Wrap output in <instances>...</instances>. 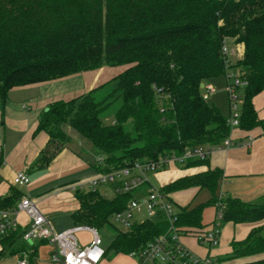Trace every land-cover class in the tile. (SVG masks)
Wrapping results in <instances>:
<instances>
[{"label":"trees","instance_id":"trees-1","mask_svg":"<svg viewBox=\"0 0 264 264\" xmlns=\"http://www.w3.org/2000/svg\"><path fill=\"white\" fill-rule=\"evenodd\" d=\"M242 45L243 53L229 64L222 46ZM103 67L123 68L113 80L68 101H55L41 113L36 133L47 144L40 152L45 169L61 152L68 125L102 153L98 173L131 168L134 163L180 156L187 148L217 146L230 135L227 118L202 99L200 85L234 77L244 85L238 108V127L264 131L253 100L264 92V0H0V107L13 88L68 78ZM113 83L101 99L94 96ZM210 97V96H209ZM112 121L104 116L113 103ZM188 160L182 168L205 165ZM222 173L207 170L181 177L159 190L168 196L187 189L206 190L209 198L194 208L177 207L174 225L182 231L203 228L205 208H221V226L256 225L264 220V197L257 204L237 198L218 199ZM13 187H15L13 185ZM133 192L102 198L98 190H74V225L97 230L111 226ZM19 192L0 198V210L16 206ZM167 229L163 218L132 223L117 230L106 254L128 255ZM18 228L0 239V261L22 251L31 255L46 241L30 248L20 241ZM228 260L264 264V226L253 227L246 238L230 242ZM8 254V255H7ZM255 257H258L255 259Z\"/></svg>","mask_w":264,"mask_h":264},{"label":"crops","instance_id":"crops-1","mask_svg":"<svg viewBox=\"0 0 264 264\" xmlns=\"http://www.w3.org/2000/svg\"><path fill=\"white\" fill-rule=\"evenodd\" d=\"M237 49L238 56L242 55L243 47ZM122 71L123 68L103 67L95 71L84 72L85 77L79 78L81 87L72 88L68 92L63 91L60 84L77 78L79 74L61 80L13 88L8 92L4 106L0 107V198L8 196L12 189H16L19 192L16 204L21 198H29L54 232H62L74 225L71 214L78 205L74 197L67 195L65 191L72 190L74 184L89 181L98 174L95 167L96 161L92 156L93 147L71 127L63 125L61 129L67 140L61 152L45 169L39 168L40 152L46 146L48 138L42 132H35L38 119L50 103L59 100L68 101L86 94L113 80ZM216 79L211 80L209 85ZM253 105L258 119H264V92L255 97ZM229 137L234 143L246 141L248 146L214 152L208 157L205 165L188 169H177V166L167 168L151 175L149 183L160 188L181 177L219 169L222 176L217 195H221L222 198H237L247 204L259 203L264 197V131L260 127L248 132L235 128L231 129ZM21 171L26 172L29 184L24 188L13 187V177ZM108 188L111 190L110 187ZM198 192L197 188L187 189L170 194V198L175 205L182 206L189 199L185 194H197ZM14 208L15 206L6 211L12 212ZM13 216L17 219L19 228L24 230L28 223L26 217L22 214ZM213 216L212 206L204 209L202 214L204 227H208ZM258 225L264 226V220L256 225L227 223L225 226H227L228 235L222 236L223 226L219 242H226L230 245L231 241L244 240L249 231ZM79 237L84 241L89 240L86 233H81ZM182 242L194 254L206 255V251L191 238L184 237ZM191 243L193 247L189 246ZM1 249H7L6 245H0ZM44 252L47 253L45 261L44 255L43 258L41 257ZM51 252L52 248L45 243L36 248L30 258L40 256L41 264H51ZM20 253L14 256L17 257ZM209 254L215 257L221 256L219 248L210 251ZM109 255L106 254L99 264H137L127 255ZM259 257H264V254ZM245 260L248 259L231 260L227 264H238Z\"/></svg>","mask_w":264,"mask_h":264},{"label":"built area","instance_id":"built-area-1","mask_svg":"<svg viewBox=\"0 0 264 264\" xmlns=\"http://www.w3.org/2000/svg\"><path fill=\"white\" fill-rule=\"evenodd\" d=\"M221 52L226 61L238 54V49H229L222 46ZM231 87L227 85L231 115L227 118L230 130L238 127L239 112L236 105L234 87L244 84L236 77L231 81ZM202 99L207 101L213 93L211 85H202ZM248 142H232L230 137L224 139L217 146H197L187 148L180 156L159 157L154 161L143 163L136 162L131 168H121L108 173H98L94 178L86 182H78L72 186V190H95L98 187L108 186L113 195L133 192V197L126 204L123 211L115 213L110 218V223L125 231L135 220L141 216V221L163 218L167 221V229L152 241L146 243L127 256L134 259L137 264H216L209 254L219 245L222 230V210L214 208V216L208 227L199 230L182 231L174 225L177 210L168 196L160 192L158 187L149 183V177L167 168L183 165L188 160L207 159L217 151H226L233 147H246ZM97 164L102 163L99 158ZM12 184L17 187L29 184V178L25 171L15 174ZM222 196L218 195V199ZM22 214L28 223L21 235V242L31 247L36 241H46L52 248L50 260L59 264H99L104 258V249L98 230L84 225H73L62 231L54 232L47 223L45 217L37 209L29 198H21L12 212L0 210V239L19 228V223L13 215ZM86 233L88 241L82 240L79 235ZM184 237L191 238L200 248L206 251V255L198 256L191 252L182 242ZM31 250L23 251L17 255L16 264H29Z\"/></svg>","mask_w":264,"mask_h":264},{"label":"rangeland","instance_id":"rangeland-1","mask_svg":"<svg viewBox=\"0 0 264 264\" xmlns=\"http://www.w3.org/2000/svg\"><path fill=\"white\" fill-rule=\"evenodd\" d=\"M235 47L239 48V47H242V45H236V46L233 45V46H230L229 49H234ZM241 56L242 55L238 56V54H236V56H234V57L232 56L231 58H229V64L230 63L234 64V62L236 60L240 59ZM83 74L84 73L79 74V76L77 78H73L71 80H66L65 82H62L60 84V88L63 91L68 92V91H71L70 89H72V88L76 89V88L81 87L80 79H81V77H85L84 76L85 74L84 75ZM211 86L213 88V93L210 95L208 103L212 104L214 107H216L224 117L229 118V116L232 113H231V109H230L229 95L227 93L226 79L224 77H220V78L216 79L215 81H213L211 83ZM113 87H114V84L109 83L105 87L101 88L94 96L96 97V99L99 100V99L103 98L105 95H107L113 89ZM241 96H242L241 90H237L235 92L237 108H239V106H240ZM118 107H119V102L113 103V105L109 108V110L106 112V114L103 118L104 123L108 124L112 121L113 114ZM233 129H235V128H233ZM92 149H93V151H92L93 159L95 161H97L99 159V157L102 156V153L95 148H92ZM176 168L182 169V166L177 165ZM19 188H24V186L19 187ZM97 190H98L99 195L104 199H109L113 196V193L111 192V190L108 187H98ZM65 192L67 193V195L70 194L72 197H74V191L73 190H66ZM185 195L188 196L189 199H187V201L185 202L186 203L185 205H182L179 207L194 208L196 206L204 204L207 201V197H208V193L206 190H201L197 194H185ZM177 209H178L177 207H174V210H177ZM135 220L137 222H140L142 220L141 216H137L135 218ZM117 230H121V228H119L118 226L116 227L113 224H112V227L111 226H105V227L98 230V234H99V237L101 240V247L103 249H106L107 246L112 242L114 236L117 233ZM224 235H228L227 226H225V225H224V228L222 231V236H224ZM219 243H220V245H218L217 248L220 249L221 256L215 257L212 255V257L214 258L216 264H227L230 262V260H228V258L230 257V253H227L230 250V245L226 242H223V243L219 242ZM189 246L193 247L194 245H192V243H191ZM6 248L8 249L7 246H6ZM217 248H214L213 251L216 250ZM225 253H227V254H225ZM43 255H44V261H45L47 253L46 252L42 253V256H41L42 258H43ZM30 256H31V254H30ZM109 256H111V255H109ZM29 260H30V264H41V261H42L40 259V256H39V258H36L35 256L31 257ZM17 261H18V258L14 255L5 256L0 261V264H16ZM51 264H59V263L52 262Z\"/></svg>","mask_w":264,"mask_h":264},{"label":"water","instance_id":"water-1","mask_svg":"<svg viewBox=\"0 0 264 264\" xmlns=\"http://www.w3.org/2000/svg\"><path fill=\"white\" fill-rule=\"evenodd\" d=\"M200 88H202V84L200 85Z\"/></svg>","mask_w":264,"mask_h":264}]
</instances>
